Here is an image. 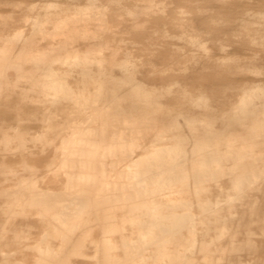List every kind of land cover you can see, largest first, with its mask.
I'll list each match as a JSON object with an SVG mask.
<instances>
[{
    "label": "bare ground",
    "instance_id": "1",
    "mask_svg": "<svg viewBox=\"0 0 264 264\" xmlns=\"http://www.w3.org/2000/svg\"><path fill=\"white\" fill-rule=\"evenodd\" d=\"M109 1L66 0L63 8H58L60 2H49L32 17H25V22H31V34L26 35L20 29L6 35L4 47L10 53L36 45L32 51L38 55L30 76L37 72L39 78L32 79V85L41 86L40 92L46 96L65 94L66 102L77 114L74 129L69 132L72 143L79 144L77 148L61 147L37 166L38 174L44 176L45 186L39 188L34 202L45 209L51 206L59 209L50 219L44 218L52 232L43 230L40 242L32 244L40 253L51 254L57 252L49 242L51 235L61 245L72 239L89 206L90 197L86 192L99 183L97 189L109 191L100 196L103 205L120 210L118 213L123 216L119 223L114 218L117 215H104V264H198L199 253H202V259L212 261L207 255L226 247L220 243L226 233V223L230 221L231 226L236 227L233 219L228 221L229 217L220 214L221 209L239 200L251 203V211L257 213L259 198L253 193L264 189V83L242 82L237 89L240 96L228 100L227 109L221 115L207 113L208 109L196 100L189 107L180 108V115L161 116L159 110L163 109V102L147 99L139 105V111L126 110L129 113H126L121 129L105 126L98 132L89 122L101 116L100 106L109 102L116 106L121 100L117 89L106 86V79H134L138 72L132 50H125L120 60L115 52H109L117 39L116 27L120 23L112 21V14L131 17L124 26L133 30L143 17L155 22L150 30L153 35L182 33L187 44L196 47L206 46V37L213 39L217 52H226L230 46L241 49L248 44L264 46V20L246 17L250 14L246 11L252 9L255 15L259 7L264 16V0H171L173 4L168 8L156 7L154 0H131L130 3L114 0L115 7L110 6ZM180 2L195 4L197 12L184 9ZM15 5L21 10L36 8L33 2L21 0ZM226 10L239 18L235 31L227 28L208 31L210 23L222 19L221 13ZM255 22L259 24L255 25ZM250 26H257V34H252L246 42V39L239 41L230 37ZM108 30L111 35H105ZM35 35L40 36L39 40L48 36L51 40L35 43L32 41ZM77 37L83 40L78 41ZM120 41L124 39L120 37ZM164 44L162 40L151 43L154 48H163ZM176 50L184 55L186 47L180 46ZM185 57L168 63L167 67H179ZM54 61L68 66L57 67ZM193 62L209 67L213 66V57L206 55ZM236 67L256 69L253 59ZM182 68L186 70V66ZM75 70L79 75L77 78H91L97 86L75 89L70 81ZM138 87L142 89L143 83ZM88 107L95 111L83 115L81 110ZM200 113L205 117L199 118L197 114ZM217 121L218 125L215 124ZM71 156L82 159L79 172L84 170L85 178L76 181L69 174L63 184L75 192L64 200L54 199L58 187L49 185V175L54 172L57 159L66 161ZM115 170H118V176L109 179ZM58 178H55L57 182ZM22 185L19 183L15 190L19 191ZM194 205L202 207L200 214L192 210ZM210 211H214V219L209 216ZM125 221L137 223V227L130 229ZM254 221L247 219L249 223ZM210 222L212 226H208ZM59 224L67 230H62ZM200 224L207 226L201 228ZM222 225L224 227L219 228ZM242 231L240 228L230 232L231 247L237 239L235 233ZM115 234L118 236L114 237ZM208 238L217 248L209 249ZM118 255L123 257L118 258ZM16 264L38 263L18 259Z\"/></svg>",
    "mask_w": 264,
    "mask_h": 264
},
{
    "label": "rangeland",
    "instance_id": "2",
    "mask_svg": "<svg viewBox=\"0 0 264 264\" xmlns=\"http://www.w3.org/2000/svg\"><path fill=\"white\" fill-rule=\"evenodd\" d=\"M18 1L20 0H0V264H16L18 259H23L25 263L38 264H104L105 260L102 256L104 215L105 213L117 215L114 218L120 221L119 223H122L123 216L118 213L120 210L103 205L100 196L109 191L97 189L99 183L86 192L90 197L89 206L83 212L77 230L72 234V239H67L61 245L60 241L51 235L49 242L57 250L56 253L51 254L40 253L32 244L40 242L39 236L43 230L52 232V229L47 227L44 218L50 219L52 214L59 209L55 206L45 209L34 202L35 197L40 193L39 188L45 186L44 176L38 174L37 166L53 155L57 149L65 147L73 150L79 144L72 143V135H69L71 129H74L77 114L75 108L66 102L65 94L46 96L40 92L41 86H33L31 83L32 79L39 78L37 72L30 76L38 55L32 51L37 48L36 45L11 53L4 47L7 43V34L20 29H23L26 35L32 33L31 22H25L26 16L32 17L49 2H60L58 8H63L66 6V0H21L25 3L33 2L36 5L35 10H28L27 7L21 10L15 5ZM126 1L131 2V0ZM154 1L156 7L168 8L173 4L171 0ZM109 2L110 6L115 7L114 0ZM179 4L184 9L197 12L195 4L187 2ZM257 10L258 13L255 15L252 14V9L246 11L252 14L246 17L264 20V16L260 13L261 8ZM221 14L223 18L211 22L207 27L208 31L220 28L235 31V24L239 18L230 10ZM111 18L113 22L120 23L116 27L117 39L113 41L114 45L109 52H115L120 60L125 50H132L138 72L134 79L128 77L121 80L106 79V86L117 89L121 100L116 106L113 102H109L98 108L101 116L92 118L93 120L89 122L91 127L96 128L98 132L105 126L110 129H121L126 113H129L126 110L139 111V105L147 99L163 102L164 107L159 110L161 116L180 115V108L184 105L189 107L196 100H200L201 105L208 109L207 113L221 115L227 109L228 100H236L240 96L237 89L242 82L264 83L263 45L248 44L242 49L230 46L227 47L226 52H217L213 39L204 37L205 40H201H204L206 46L196 47L187 44L182 33L153 35V31L150 30L153 29L151 25L155 22L143 19V17L139 19V23H136L138 25L134 30L128 25L124 26L132 19L128 15L117 17L112 14ZM254 24L258 25L259 22ZM256 30L257 26H250L230 37L239 41L246 39V42L252 34H257ZM105 35H111V32L108 30ZM120 37L124 41H120ZM39 39L40 36L35 35L32 41L46 43L51 40L49 36ZM77 40L81 41L83 38L77 37ZM157 40L165 42L163 48H154L151 45ZM180 46L186 47L184 55L176 50ZM206 55L213 57V66L204 67L193 62V59L206 57ZM183 57L185 60L178 65L179 67L176 66L173 69L167 67L168 63L178 59L183 60ZM251 59L254 60L256 69L236 67ZM153 61L155 63H152ZM54 64L63 68L68 66L58 61H54ZM106 65L111 66L110 63ZM183 66H186V70L182 68ZM72 74L70 81L75 89L82 86L94 89L97 86L91 78H77L79 76L77 70ZM142 83L143 88L139 89L138 85ZM143 91L148 93H143ZM255 99L258 100V98ZM115 107H120L119 111ZM94 111L92 107L81 110L83 115ZM186 113L191 114L189 111ZM197 116L205 117L203 113ZM129 118L131 119L132 115ZM215 124L218 125V121ZM81 163L82 159L80 160L77 156H71L66 161L57 159L54 172L49 175L51 179L49 185L58 187L57 194L53 195L54 199L64 200L75 192L67 189L63 182L70 175L76 181L85 178L83 174L85 171L79 172ZM112 172H114L113 176H107L109 179L118 176V170ZM57 177H59L58 182L55 180ZM19 183L23 185L18 191L15 189L19 187ZM253 195L259 198L256 204L257 213L251 211V203L239 200L221 209L220 214L229 217L228 221L233 219V225L236 227L233 228L230 221L227 222L225 236L220 240L222 246H226L225 249L210 252L207 257L212 258V261L202 259V253H199L197 255L198 264H216V262H219L217 264H246L248 260L251 264H264V189L254 192ZM192 210L200 214L203 209L199 205H194ZM209 216L214 219V211H210ZM249 218L255 221L249 223L247 222ZM125 222L130 229L137 227V223ZM212 225L211 222L208 224V226ZM58 226L65 231L64 226L60 224ZM200 226L203 228L207 225L200 224ZM222 227L224 226L219 228ZM240 228L243 231L235 233L237 239L235 245L231 247L229 235L232 233L230 232ZM247 230L254 231V233L249 234ZM117 236L114 235V237ZM41 245L44 247V244ZM211 248H217L212 239L209 240V249ZM119 257L123 256L118 255ZM216 257L223 259L213 260Z\"/></svg>",
    "mask_w": 264,
    "mask_h": 264
}]
</instances>
